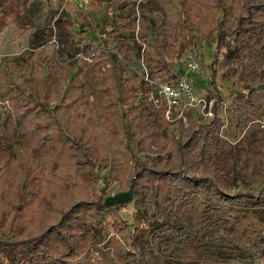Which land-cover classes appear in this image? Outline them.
<instances>
[{"label": "rangeland", "instance_id": "rangeland-1", "mask_svg": "<svg viewBox=\"0 0 264 264\" xmlns=\"http://www.w3.org/2000/svg\"><path fill=\"white\" fill-rule=\"evenodd\" d=\"M226 1L225 36L239 15L262 26L236 44L224 36L214 86L216 0H114L116 8L103 0L26 1V23L0 33V234L41 235L51 254L91 264H140L145 254L161 264H264L253 242L261 226L253 219L246 233L230 225L202 236L190 226L178 229L198 222L200 204L197 192L175 197L172 173L208 176L225 196L264 198V0ZM111 13L115 32L106 35L104 49L100 30ZM186 16L192 26L183 24ZM188 52L201 65L191 74L192 91L213 116L200 103L171 120L154 103L150 81L174 79L160 70L158 55L175 72ZM116 66L127 79L121 83L131 97L124 110L131 108L133 157L147 164L146 178L135 175L125 147L122 108L113 96ZM5 70L21 76H14L18 84L31 80L41 94L49 82L52 98L66 92L50 106L60 107L43 111L27 94L2 87L9 84ZM129 188L135 196L127 206H93ZM77 202L88 208L61 227L63 213ZM150 216L169 231L155 232Z\"/></svg>", "mask_w": 264, "mask_h": 264}, {"label": "trees", "instance_id": "trees-1", "mask_svg": "<svg viewBox=\"0 0 264 264\" xmlns=\"http://www.w3.org/2000/svg\"><path fill=\"white\" fill-rule=\"evenodd\" d=\"M27 0H0V33L4 30L5 27L13 24L23 25L26 22L25 20V4ZM106 6L111 8H116V4L114 0H103ZM226 0H216V6L218 7L219 14L216 17L215 26L212 30V33L215 34L216 37V51L214 55V60L210 65L212 72V82L211 86H214L216 72L213 69V66L218 61V56L220 53V49L225 46V41L223 40L226 32L223 30L225 26L224 22V13H226L229 9H231L230 5L227 4ZM111 19L104 20L102 23L103 29L100 30L101 34V45L104 49L109 48L108 41L106 40V35L112 32H115V16L111 13ZM193 19L190 16H186L183 24L185 26H192L190 22ZM112 20V21H111ZM190 21V22H189ZM236 26L233 31L225 36L232 38L233 43L241 39L249 40L251 34H254L258 27L262 26V22L257 21L253 18H246L241 15L236 16L235 18ZM99 27V25H97ZM96 26V29L98 28ZM197 55V54H196ZM109 59L113 62V55L108 54ZM198 57V55H197ZM157 65L160 67V70L164 73L166 77L170 75L176 77L182 71V68L175 72H171L169 69V64L166 58L158 55V59L156 60ZM183 67V64H182ZM20 71V70H19ZM23 73V72H22ZM21 73V74H22ZM31 73V68H30ZM18 79H22L21 76H16L11 70H5V72L1 73V77H5L9 84H2V87L6 86L8 89H16V93L25 95L31 99L32 103L36 106V108H44L43 111L50 109L53 113L60 107V105H55V107L51 110V103L56 101H61L65 98L66 92L62 95L60 92H57V95L52 98L47 92V82L43 84L42 90H45L44 94L40 93V90L37 84H29V81H26V84H18L15 77ZM114 80L113 87V96L116 101V105L119 108H122L121 115L123 117L125 128H124V143L127 148L132 163V167L135 169V175L148 177V168L147 164L143 161H137L133 157V146H131L133 132L131 129V124L129 119H127L128 112L131 108L126 110L125 107L130 105L128 96V91L126 86H124L121 81L122 79L127 80L124 77V70L120 66H116L114 69L113 76L111 77ZM4 85V86H3ZM10 87V88H9ZM21 88V89H19ZM8 90V91H9ZM62 95V96H61ZM133 99V98H132ZM182 169V165L180 164L179 170ZM134 175V176H135ZM175 179V197L177 199H181L182 197H187L189 192L192 194L197 192L199 197V212H198V222L185 224L184 227H178V229H185V227H189L195 229V233H201V236L210 230L216 229L218 227L224 225H230L241 229L242 233L248 232V230L252 226V219L255 220L259 226H261L260 230L257 232V236L255 237L254 244L257 247H260L261 252L264 255V198L256 197L254 200H250L253 198L250 193L237 194V196H225L221 192H215L213 190V181L208 176H202L199 178H188L184 175L182 171L172 173L171 176ZM135 196V192L132 188H129L125 192H122L115 196H108L104 198L98 205L93 204V206L97 210H106L109 208L115 209L118 207L127 206ZM84 204V202H77L73 204V206L63 213V222L60 224L61 227L66 222V219L70 217L71 213L79 211L83 208H88ZM252 206V207H251ZM256 206V207H255ZM144 215V214H143ZM155 219V216H150ZM152 226L155 227V232L165 233L169 231L168 228L164 227V224L157 220L151 221ZM177 227V226H176ZM158 228V229H157ZM255 232V230H254ZM177 234V233H175ZM255 234V233H254ZM195 237V236H194ZM198 237V236H197ZM66 238L60 237L61 241H65ZM47 239L44 236L36 235L30 238H24L20 240H14L8 235L0 234V264H91L86 260H78L71 261L67 256V254H62L61 256H56L47 251ZM151 252V251H150ZM152 253V252H151ZM145 258H140V264H161V262L157 259L156 256L150 257V254Z\"/></svg>", "mask_w": 264, "mask_h": 264}, {"label": "built area", "instance_id": "built-area-1", "mask_svg": "<svg viewBox=\"0 0 264 264\" xmlns=\"http://www.w3.org/2000/svg\"><path fill=\"white\" fill-rule=\"evenodd\" d=\"M182 71L179 75L170 81H162L154 84L156 94L154 103L156 106L162 105L168 119H184L185 113L192 108L203 104V113L207 117H212L213 113L210 108L206 107L204 98L196 97L192 91L191 74L200 70L201 65L196 54L188 52L182 63Z\"/></svg>", "mask_w": 264, "mask_h": 264}]
</instances>
